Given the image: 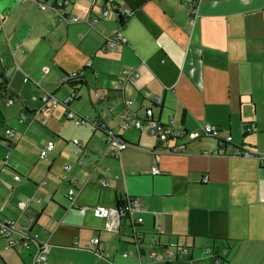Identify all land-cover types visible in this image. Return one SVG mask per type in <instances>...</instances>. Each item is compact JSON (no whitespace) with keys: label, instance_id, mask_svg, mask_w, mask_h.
I'll list each match as a JSON object with an SVG mask.
<instances>
[{"label":"crops","instance_id":"obj_1","mask_svg":"<svg viewBox=\"0 0 264 264\" xmlns=\"http://www.w3.org/2000/svg\"><path fill=\"white\" fill-rule=\"evenodd\" d=\"M43 2L53 0H0V76L10 73L0 90V220L37 234L47 247L42 264H148L152 240L164 251L188 248L180 264H264V161L229 154L237 144L264 155V0H114L105 17L106 0L56 9ZM86 11L98 21L62 17ZM118 32L126 41L110 45ZM126 68L140 75L117 87ZM45 92L72 100L42 122ZM14 105L17 111L8 108ZM67 108L90 121L76 125ZM147 108L184 136L161 142L147 122L124 128L128 113L143 117ZM98 122L128 147L114 154ZM207 124L232 137L219 153V140L203 132ZM49 140L54 148L41 158ZM179 143L184 149L171 151ZM125 196L139 197L138 247L117 208ZM97 204L109 208L107 217L94 213ZM11 239L17 235L0 237V264H34L35 246L12 247Z\"/></svg>","mask_w":264,"mask_h":264},{"label":"built area","instance_id":"obj_2","mask_svg":"<svg viewBox=\"0 0 264 264\" xmlns=\"http://www.w3.org/2000/svg\"><path fill=\"white\" fill-rule=\"evenodd\" d=\"M96 0H92V6L94 5ZM114 4V0H106V5L102 8V16H107L109 12L108 8V3ZM70 3V0H53L52 3L48 4L46 2H43L40 4L42 9H45L47 5H51L53 8H58L60 6H64ZM189 14L191 17L195 18L196 12H197V1H193L189 3ZM134 13L133 10H124L123 14L126 16H132ZM63 18L66 19L67 22H79V21H85L89 22L91 24H94L98 21L97 18H93L90 20L91 14L90 11L84 12L82 16H78L75 14H69V16H62ZM92 21V22H91ZM126 38L123 37L121 32H118L116 36L113 38H109L108 43L110 45H113L115 42H125ZM73 76L77 75L71 74ZM69 75H66L63 80H68ZM139 73L137 71H132L129 69H123L120 73L119 77V87H122L125 85L127 82H133V80L137 77H139ZM10 77V73L1 74L0 76V90L8 88V78ZM72 100V97L66 98L64 101H61L57 99L55 96H53L49 92H45L43 96L40 98V104L38 108L39 113H44V115L40 118L42 122H44L47 117L49 116V110L53 107L59 106V105H64V106H69V102ZM156 101L159 102L160 98H156ZM132 100L128 99L126 100V103L129 104L131 103ZM12 103V100L9 99V104ZM66 118L73 121L76 125H84L90 120L86 116H81L77 115V113L71 109L67 108L66 110ZM24 119L25 116H24ZM143 122H147L148 124V132L150 134L156 135L158 137V140L161 142H165L169 140L170 138L174 139H180L183 137V132L180 130H174L172 128L171 124H165L162 123L159 119L155 118L153 115V110L152 108H147L145 110V114L143 117H137L133 115L132 113H128L126 115L125 122L123 124L124 128L128 127H135L140 130L143 129ZM96 127L101 129L106 136V142L108 146L113 150L114 154L119 153L120 151L124 150L127 148L128 144L126 141L122 140L112 129H110L105 122H98V123H93ZM203 132L205 135H211L213 137H216L219 140V150L217 149L215 152L219 153L221 152L220 148H226L229 144H231V136H228L226 138H222L220 131L218 128L207 124L203 128ZM249 131L254 130V125L247 126L246 128ZM6 133L8 135H12L14 132L12 129L7 128ZM198 136V134H189L190 139H194ZM74 144L77 146L75 153L78 154L80 152V142L77 139L73 140ZM185 145L183 143H179L174 145L171 148V151H182L184 149ZM54 148V142L52 140H49L45 147L40 151V157L44 158L46 157L47 153ZM207 153V152H206ZM225 153V152H224ZM231 156H236V157H260L262 161H264V155H257L253 150L249 148H245L242 145H237V144H232L231 151L229 153ZM10 155V150H8V153L6 154V158H9ZM81 159L77 161V163H80ZM71 168V165H66L65 169L69 170ZM160 172L158 166L154 165L152 167V173L153 174H158ZM19 175H16L15 178L19 179ZM209 179V176L207 173H204L203 176L201 177L200 181L201 182H207ZM99 182L101 184H104L105 181L103 178L99 179ZM75 183V182H74ZM75 193V188L72 187L69 190V195L71 198V201L73 204L75 201L72 198V195ZM26 202H20L18 204L19 209H24L27 207ZM118 211L120 216L127 220L128 224L133 228V233L131 238L134 241V244L138 247L141 239V231L138 229H135L136 225L140 224L143 220L141 216H137V212L140 210L139 207V197L138 196H125L124 198H121L118 201L117 205ZM92 209L94 213L99 216V217H107L109 215V208L97 204L95 206H92ZM80 210L82 212H85L88 210L87 205H80ZM4 211V207L0 206V213ZM14 234L17 235V239H11L10 243L12 247H15L16 245H20L22 247H29L31 245L35 246L34 250V264H42L46 259H47V253H46V246L40 245L37 239V234L29 232L27 230H24L22 228H17L16 221L12 219H1L0 220V235L2 237L6 238H11ZM91 241L96 245V251L101 252L103 248V243H101L100 239L98 237H93ZM151 246L152 250L149 252V261L148 264H155V263H161V264H180L181 262H186L187 259L189 258V249L186 247H176L171 248L167 251H164L160 247H158V244L155 240L151 241ZM209 251H212L210 248ZM226 252V249L223 250ZM125 256L131 255V252L124 253ZM194 260L191 259L189 261V264H199V263H194ZM215 264H221L219 261V258H217L214 262Z\"/></svg>","mask_w":264,"mask_h":264},{"label":"rangeland","instance_id":"obj_3","mask_svg":"<svg viewBox=\"0 0 264 264\" xmlns=\"http://www.w3.org/2000/svg\"><path fill=\"white\" fill-rule=\"evenodd\" d=\"M8 108H10L12 111H13V110H16V111H17V110H18L16 105H14L13 107H12V106H11V107L9 106ZM25 115L28 116V118L31 117V115H30L29 113H26V112H25ZM31 118H32V117H31ZM36 123H37V122H36ZM101 131H102V130H101ZM0 132H1L2 134H4V130H3V129H0ZM102 133H103L104 138H105V141H106L105 133H104L103 131H102ZM106 144H107V142H106ZM107 146H108V144H107Z\"/></svg>","mask_w":264,"mask_h":264},{"label":"trees","instance_id":"obj_4","mask_svg":"<svg viewBox=\"0 0 264 264\" xmlns=\"http://www.w3.org/2000/svg\"><path fill=\"white\" fill-rule=\"evenodd\" d=\"M76 77H77V78H81V76H80L79 74H77ZM68 82H69V80H68ZM5 89H6V88H5ZM136 226H138V225H136ZM0 237H1V235H0Z\"/></svg>","mask_w":264,"mask_h":264},{"label":"bare ground","instance_id":"obj_5","mask_svg":"<svg viewBox=\"0 0 264 264\" xmlns=\"http://www.w3.org/2000/svg\"><path fill=\"white\" fill-rule=\"evenodd\" d=\"M118 84H119V81L117 82V87H118ZM10 100H13V99H10ZM70 103V102H69ZM69 105V104H68ZM39 108V107H38ZM38 112V110H37ZM128 144V143H127ZM129 145V144H128ZM128 147V146H127ZM10 156V155H9Z\"/></svg>","mask_w":264,"mask_h":264}]
</instances>
